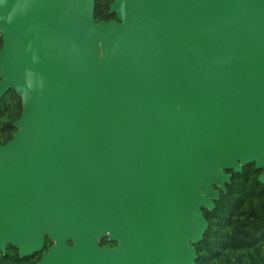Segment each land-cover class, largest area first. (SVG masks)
I'll return each mask as SVG.
<instances>
[{"label": "water", "instance_id": "obj_1", "mask_svg": "<svg viewBox=\"0 0 264 264\" xmlns=\"http://www.w3.org/2000/svg\"><path fill=\"white\" fill-rule=\"evenodd\" d=\"M94 8L0 0V97L22 102L0 145V250L47 237L37 264H195L226 170L253 162L264 182V0Z\"/></svg>", "mask_w": 264, "mask_h": 264}, {"label": "trees", "instance_id": "obj_2", "mask_svg": "<svg viewBox=\"0 0 264 264\" xmlns=\"http://www.w3.org/2000/svg\"><path fill=\"white\" fill-rule=\"evenodd\" d=\"M112 2L95 0L96 22L115 18L114 13L108 12ZM2 44L0 34V49ZM21 111V98L14 89H8L0 97V145L16 131L14 122ZM227 171L230 181L225 183L226 190L213 186L218 194L214 207L211 210L202 207L208 226L202 239L192 244L196 249L195 264H264V182L258 178L261 169L251 162L240 171ZM114 243L107 237L99 239L100 245ZM51 244L46 238L43 247ZM29 263V256L20 255L15 246L7 244L4 251L0 250V264Z\"/></svg>", "mask_w": 264, "mask_h": 264}, {"label": "flooded vegetation", "instance_id": "obj_3", "mask_svg": "<svg viewBox=\"0 0 264 264\" xmlns=\"http://www.w3.org/2000/svg\"><path fill=\"white\" fill-rule=\"evenodd\" d=\"M242 168V167H241ZM226 172H228L227 170H226ZM261 172H262V169H261ZM260 172V173H261ZM259 173V174H260ZM259 176V175H258ZM113 242H115V241H113ZM100 245V244H99ZM117 245V242H115L114 244H112V245H109V244H107V245H100V246H105V247H107V248H113V247H115ZM50 247V246H49ZM49 247L48 248H44V247H42V249H40L39 251H36V252H33L32 254H29L28 256H29V261H30V263L29 264H37L40 260H41V258L43 257V255L44 254H46L47 252H48V250H49ZM37 252H39V253H37Z\"/></svg>", "mask_w": 264, "mask_h": 264}, {"label": "rangeland", "instance_id": "obj_4", "mask_svg": "<svg viewBox=\"0 0 264 264\" xmlns=\"http://www.w3.org/2000/svg\"><path fill=\"white\" fill-rule=\"evenodd\" d=\"M46 238H47V237H45V239H46ZM65 244H66V245H71V244H72V241H71V240H66V241H65ZM188 244H189V242H188Z\"/></svg>", "mask_w": 264, "mask_h": 264}, {"label": "bare ground", "instance_id": "obj_5", "mask_svg": "<svg viewBox=\"0 0 264 264\" xmlns=\"http://www.w3.org/2000/svg\"><path fill=\"white\" fill-rule=\"evenodd\" d=\"M110 233H111V232H110ZM23 242H24V241H23V240H21V243H20V244H23Z\"/></svg>", "mask_w": 264, "mask_h": 264}]
</instances>
